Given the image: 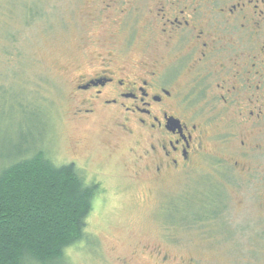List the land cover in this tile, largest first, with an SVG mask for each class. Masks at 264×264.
Here are the masks:
<instances>
[{"label":"flooded vegetation","instance_id":"flooded-vegetation-1","mask_svg":"<svg viewBox=\"0 0 264 264\" xmlns=\"http://www.w3.org/2000/svg\"><path fill=\"white\" fill-rule=\"evenodd\" d=\"M85 10L109 39H90L80 67L89 70L75 79L77 115L115 124L138 178L161 182L221 153L214 179L253 194L254 221L250 212L230 218L227 192L210 184L174 208L177 225L211 230L229 255L263 264L264 0H87ZM225 229L236 233L225 238ZM250 231L253 249H242L241 232Z\"/></svg>","mask_w":264,"mask_h":264},{"label":"rangeland","instance_id":"rangeland-1","mask_svg":"<svg viewBox=\"0 0 264 264\" xmlns=\"http://www.w3.org/2000/svg\"><path fill=\"white\" fill-rule=\"evenodd\" d=\"M86 5L87 0H0V169L42 150L58 165L75 161L86 181L98 186L87 238L68 247L62 263L51 264H249L242 253L229 255L227 244L211 230L201 234L176 222L174 208L188 203L186 196L206 192L210 184L223 187L214 179L223 172L216 155L221 153L206 155L188 173L161 182L143 172L138 178L127 140L115 124L77 115L75 79L89 70L80 67L90 39H109L107 28L82 11ZM10 32L16 34L14 42L6 39ZM223 190L229 217L250 212L254 221L253 194L234 180ZM193 207L189 203L184 209ZM226 231L236 233L225 229V238ZM241 235L242 249H250L247 242L256 233Z\"/></svg>","mask_w":264,"mask_h":264},{"label":"trees","instance_id":"trees-1","mask_svg":"<svg viewBox=\"0 0 264 264\" xmlns=\"http://www.w3.org/2000/svg\"><path fill=\"white\" fill-rule=\"evenodd\" d=\"M19 158L0 169V264L62 263L66 249L87 238L98 186L42 150Z\"/></svg>","mask_w":264,"mask_h":264}]
</instances>
